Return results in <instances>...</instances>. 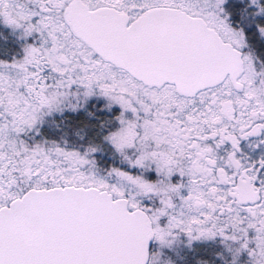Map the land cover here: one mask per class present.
<instances>
[{
	"label": "snow or ice",
	"instance_id": "snow-or-ice-1",
	"mask_svg": "<svg viewBox=\"0 0 264 264\" xmlns=\"http://www.w3.org/2000/svg\"><path fill=\"white\" fill-rule=\"evenodd\" d=\"M0 18L39 40L0 60V264H154L182 236L264 264V158L240 143L264 134V0H0Z\"/></svg>",
	"mask_w": 264,
	"mask_h": 264
},
{
	"label": "trees",
	"instance_id": "trees-1",
	"mask_svg": "<svg viewBox=\"0 0 264 264\" xmlns=\"http://www.w3.org/2000/svg\"><path fill=\"white\" fill-rule=\"evenodd\" d=\"M28 41H30V38L22 36L19 29H13L0 21V60L12 61L13 58H20L23 53V45L28 43ZM59 117L60 114L55 115V117H50V120H58ZM41 131L50 133L52 128L49 124H45L42 126ZM109 154L110 152L108 151L94 154L97 159V164L101 169L115 165L112 161L113 157L108 159L107 156ZM187 257L191 260V264H197L201 260H207V257L204 254H194Z\"/></svg>",
	"mask_w": 264,
	"mask_h": 264
},
{
	"label": "rangeland",
	"instance_id": "rangeland-1",
	"mask_svg": "<svg viewBox=\"0 0 264 264\" xmlns=\"http://www.w3.org/2000/svg\"><path fill=\"white\" fill-rule=\"evenodd\" d=\"M0 21L3 22V19L0 18ZM4 23V22H3ZM21 32L22 30L19 29ZM30 38V42L29 43H33V42H36L38 43L39 40H38V34H33V37H28ZM23 55V53H22ZM19 59V58H17ZM114 107H117L118 106H114ZM108 159L110 157H113L111 154H109L108 156ZM115 165L113 166H118V167H125V165H122L120 160L117 159V158H114L113 157V160ZM113 166H110V167H107L105 169H109ZM206 244V243H217V244H220L219 246H217V248H220L219 251L220 252H224V254L227 256V259H231V255L230 254H227V250L225 249V246L220 243V240L219 238H217L216 240L214 241H193L191 245H189L187 243V238L182 236L180 239H177V240H174L171 245H168V244H159L158 242H154L152 244V247L154 249L157 250V255L154 259V264H191V260L188 259L187 255L190 250H197L198 247L197 246H192L193 244ZM203 250H207V248H203ZM218 251V253H219ZM221 256V255H219ZM220 258V262H222L224 264V261L222 260L221 257ZM242 259L245 260V261H248L250 260V257H248L247 253H244L242 255ZM203 261H206L207 260H203ZM198 264V263H197ZM208 264V263H207Z\"/></svg>",
	"mask_w": 264,
	"mask_h": 264
},
{
	"label": "flooded vegetation",
	"instance_id": "flooded-vegetation-1",
	"mask_svg": "<svg viewBox=\"0 0 264 264\" xmlns=\"http://www.w3.org/2000/svg\"><path fill=\"white\" fill-rule=\"evenodd\" d=\"M30 41H28L29 43ZM10 62V61H9ZM115 111H118L117 107H114ZM59 115V114H56ZM50 120V118H47ZM260 140H264V134L260 136H252L247 139L241 140V151L242 153L250 160H259L264 158V144H259ZM258 145V146H257ZM230 142H226L224 146H222L221 154H223L224 149H230ZM220 244L217 243H206V244H193L192 246H197V250H190L187 256L194 254H204L207 257L208 264H223L220 262L221 256L217 255L220 248H217ZM207 248V250H203V248ZM221 250V249H220ZM220 252V251H219Z\"/></svg>",
	"mask_w": 264,
	"mask_h": 264
}]
</instances>
